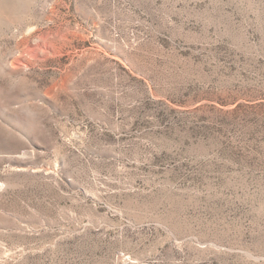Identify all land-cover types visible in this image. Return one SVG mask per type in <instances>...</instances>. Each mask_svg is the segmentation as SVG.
Segmentation results:
<instances>
[{"label":"rangeland","instance_id":"obj_1","mask_svg":"<svg viewBox=\"0 0 264 264\" xmlns=\"http://www.w3.org/2000/svg\"><path fill=\"white\" fill-rule=\"evenodd\" d=\"M0 264H264V0H0Z\"/></svg>","mask_w":264,"mask_h":264}]
</instances>
